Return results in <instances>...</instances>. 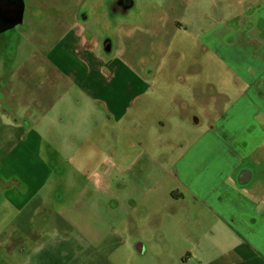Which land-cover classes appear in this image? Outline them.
<instances>
[{
  "label": "rangeland",
  "instance_id": "1",
  "mask_svg": "<svg viewBox=\"0 0 264 264\" xmlns=\"http://www.w3.org/2000/svg\"><path fill=\"white\" fill-rule=\"evenodd\" d=\"M75 1L78 0H33L32 3L29 0L28 6H22L20 21L22 25L19 23L0 30V60L6 61V65L0 67V83L11 84L13 74L18 73L21 66L26 67V64L30 68L29 73L33 76L31 80L33 85L40 79L42 83L43 80L53 76H61L55 67L44 59L47 46L38 49L35 45L38 30L35 37L31 38L30 29L35 27L24 24V18L25 13L39 18L32 21L39 26L47 25L44 30L49 32L54 22L61 18L68 20L67 12L71 13V11L62 12L61 8L70 6ZM191 1L194 0L189 2ZM83 2L79 19L86 26L85 36L89 39L88 46H92L97 41L109 43L106 46L107 50H103L101 44L100 52L97 46L94 50L100 54L102 61L111 58L110 65H116L110 72L111 75L117 74L115 87L120 90L121 81L126 77L124 88L131 80L135 81L143 76L142 85L148 95L144 98L132 99L131 104L136 103L132 113L127 115L130 124L125 130L128 135L125 137L136 141L135 148L153 149L149 158L150 170H147L146 162L141 172L129 170L127 153L121 151L123 147L128 148L123 139L124 130L118 128L119 125L122 126V122L119 125L109 123L113 120V115L96 107L92 111V104L85 103V97L79 90L80 82H77L78 90H74L73 87L70 97L60 104L61 107L64 105L67 107L70 102V113L51 106L49 102L44 103L41 112L38 113L19 104L21 100L17 93L8 95L0 92L2 108L0 113L10 121L7 122L0 114V157L5 160L12 153L23 154V164L15 170V176L5 181L0 176V220L4 218L6 211L8 213L1 224L0 234H4L9 225L20 215L13 206L15 204L18 208V204L6 200L4 195L6 189L11 187L29 189L24 211L29 207L42 206L39 203L40 197L50 204H55L53 195L49 197L45 192L53 187V183H55L53 189H56L58 181L55 180L59 170H62L61 173L68 171L62 179L72 181V196H79L83 200L79 215L98 219L90 206L100 203L106 197L109 211L112 202H118L120 206L116 205V210L109 211L108 219L127 220L131 223L129 233L144 238L149 243L154 241L150 243L152 250L150 249L149 261L146 264H171L169 257L164 258L161 254V244L155 239L161 230L160 225L165 222L167 209L179 202L180 192L186 189L181 179L186 180L192 174V171L177 172L174 168L179 166L182 157H189L186 161L197 167L195 174L198 177L194 182L196 183L204 176L211 175H217L221 180H225L224 173L237 162L251 160L254 164L264 166V129L261 130L254 120L256 114H264V102L259 99L256 90L250 88L237 90L225 77L218 81L217 85L207 83L203 75L212 66L210 64H213L214 58L211 53L204 57L202 52H212V47L198 49L197 45H194L192 36L182 29V25L169 26L166 22L167 16L159 12L162 8L159 0H119L118 2L83 0ZM200 2L203 9L208 6L207 0L196 3ZM189 9L193 10L194 5ZM84 10L87 19L83 15ZM153 11L157 14L151 18ZM221 13V9L216 10L215 24L222 20ZM177 15L176 21L183 23L180 8ZM233 19L234 17L229 19L226 24L233 26L237 18ZM75 20L79 21L77 16ZM172 20L175 19L172 17ZM200 24L205 25L202 20ZM222 24H225L224 19ZM251 24L248 23V26ZM151 26L160 33L157 42L153 44L148 40ZM232 40L233 37L230 38V41ZM44 41H52L54 47L58 45V40L53 34ZM67 46L73 54L74 49L79 47L74 42L68 43ZM97 52L94 53L96 56ZM228 52L235 72L241 67L246 69L242 78L247 83L264 68V63L254 61L253 71L249 72L250 60L248 52L242 51V43H238ZM243 62L246 64L244 65ZM75 65L74 69L81 70V67ZM118 67H121L119 71ZM160 67L163 69L157 73ZM5 68L7 71H4ZM108 70L109 67H106L105 75ZM123 72L126 77L122 75ZM223 73L226 74L224 70ZM31 88L32 86L24 91L27 92ZM232 89L233 91H229ZM10 90L14 92L15 88ZM179 96L183 98L178 99ZM127 102L128 97L123 98L120 94L113 103L115 108L122 111ZM146 106L150 107V118L153 121L149 120ZM184 119H187V122L181 123ZM68 121L71 124L88 125L89 130L93 129L89 124L94 125V131L90 132V135L97 138L99 149L97 159L88 161L90 154L97 149L93 145L58 146L61 161L66 159V162L57 165L58 162L52 159L56 153L51 147H47V139L66 141L65 139L73 138L83 142V134L75 137L55 134L56 127ZM45 127L49 130H44ZM131 128L134 130L131 131ZM48 132L51 134L48 135ZM81 132L84 133V130ZM21 134H24L22 136L24 138L36 134L39 138L37 147L32 149L29 146L28 150V146L21 141L23 139H17ZM7 135L8 138L5 139ZM204 136L208 139L204 140ZM73 139L70 142H73ZM87 141L92 143L93 139ZM149 144V147H145ZM205 145L206 151L203 149ZM163 156L169 159L167 164L162 163ZM6 164L9 165V159ZM15 167L13 165V168ZM259 179L264 180V172L256 183ZM87 182L91 183L87 185ZM122 186L126 188L123 189ZM61 189L64 191L60 196L69 195L70 189L66 188L65 182L61 183ZM91 189L95 191L92 192ZM139 189H152V191L146 195ZM131 198H136L137 207L132 206L133 209L136 208L127 214L126 208L131 205ZM141 206H146L148 209V214L144 215L146 218L139 215ZM64 212L73 221L79 217L69 210ZM182 216L183 211L176 220L175 218L172 220L173 225H176L177 221L180 224L178 235L190 233L189 228L192 226L190 221H184ZM190 217L191 220L194 219L191 215L188 216ZM21 218L23 219V216ZM134 221L135 223H132ZM176 255L177 252L174 250V260ZM121 261L125 262L126 259Z\"/></svg>",
  "mask_w": 264,
  "mask_h": 264
},
{
  "label": "crops",
  "instance_id": "2",
  "mask_svg": "<svg viewBox=\"0 0 264 264\" xmlns=\"http://www.w3.org/2000/svg\"><path fill=\"white\" fill-rule=\"evenodd\" d=\"M28 1L24 0L26 6L29 4ZM189 1L159 0L162 4L159 12L167 16L166 22L169 26L182 25V29L192 36L195 41L194 45H197L198 49L212 47V52H202L204 57L211 53L214 58L210 69L204 72L205 81L216 84L225 77L237 90L243 91L246 88L256 90L259 99L264 102V68L247 83L242 78L246 69L241 67L238 72H235L228 52L238 43H242V51L248 52L250 60L249 72L253 71L254 61L264 63V26H262L264 24V0H207L208 6L205 9L201 2L196 3L200 0H194L191 3ZM32 2L33 0L30 3ZM83 3V0H78L70 6L62 7V12L71 11V13L67 12L68 20L61 18L54 22L55 24L49 32L44 30L47 25L39 26L32 21L39 18L25 13L24 24L28 27L29 25L35 27L30 29L31 38L35 37L38 30L35 45L38 49L47 46L48 50L44 59L53 65L61 76H53L43 80L42 83H40L42 81L40 79L33 85L31 84L33 76L29 73L30 68L26 64V67L21 66L19 72L13 74L11 84L0 83V92L8 95L17 93L21 100V102L17 101L19 104L38 113L47 102L51 106L70 113V102L67 107L65 105L61 107L60 104L70 97L73 87L74 90H78L77 82H80L81 89L79 90L85 97V103L92 104V111L95 109L96 103H102L103 111L113 115V120L109 123L119 125L122 122V126L119 125L118 128L124 130L123 139L129 149L123 147L121 151L127 153L129 170L141 172L146 162L149 171V158L153 149L135 148L136 141H128L124 136L127 134L125 130L130 124L127 115L132 113L136 103L131 104L132 99L144 98L148 95L146 88L142 85L143 76L135 81L131 80L124 88L127 77L123 72L122 75L126 78L121 81V89L118 90L115 87L117 74L111 75L110 72L116 65H110L111 58L106 61L101 60L98 53L101 50L98 41L92 46H88L89 39L85 36L86 26L79 19ZM193 5L194 9H189ZM178 8L181 9L183 18L181 24L176 21ZM219 9L222 10L220 19H224L225 24H222V20L218 24L214 22L216 10ZM83 14L87 19L85 10ZM154 14L157 12L153 11L150 17L153 18ZM76 16L79 21L75 20ZM172 17L175 20H172ZM233 17L237 18V22L233 26L226 24ZM201 20L205 25L200 24ZM248 23L252 24L248 26ZM150 30L151 35L148 40L153 44L157 42L160 33H157L152 26ZM51 34L58 40L56 47L52 46V41H44ZM231 37H233L232 41H230ZM71 42L79 46L74 49V54L70 53L67 46ZM127 42L129 43V41ZM96 46L99 47L98 52L94 50ZM95 52H97V56L94 54ZM76 60L77 65H75ZM243 64L246 63L243 62ZM5 65L6 61L0 60V67ZM74 65L81 67V70L74 69ZM106 67H109V70L105 75ZM228 67L229 69H227ZM120 68L118 67V71ZM162 69L163 67H160L157 73H160ZM223 70L226 74L223 73ZM4 71L7 69L5 68ZM30 86L32 88L25 92L24 89ZM11 88H15V91H11ZM229 91H233V89ZM120 94L123 98L128 97L127 105L122 111L115 108L113 103ZM182 98L179 96L178 99ZM145 108L148 109L149 120L153 121L150 118V107L146 106ZM1 109L0 106V111ZM92 111L90 114L93 113ZM0 114L6 118L7 122H10L2 113ZM254 120L257 126L263 130L264 114H256ZM184 122H187V119L181 121V123ZM89 125L93 127L92 130H89L88 125L71 124L70 121L56 127L57 133L55 134L62 137L64 134L73 137L83 134V142L73 138V142H70L72 139H65L66 141L47 139V147H51L52 151L56 153L52 159L58 162L57 165L66 162V159L61 161L62 157L58 146L93 145L97 147V138L90 135V132L94 131V125ZM44 130L49 129L45 127ZM81 130H84V133ZM130 130L133 131L134 128ZM50 134L48 132V135ZM23 135L21 134L17 139L22 138L21 141L28 146V150L29 146L32 149L37 147L39 138L36 134H31L26 138L22 137ZM7 138L8 135L5 139ZM90 139H93L92 143L87 141ZM206 139L208 138L204 136V140ZM149 146L150 144L145 147ZM203 147L206 151L207 146ZM98 151L97 147L90 154L88 161L97 159ZM261 153L263 156V150ZM7 159H9L8 166ZM187 159L189 157H182L179 166L174 168L177 172L192 171V174L186 180L181 179V183L186 189H182L180 192L179 202L172 204L167 209L165 222L160 225L161 230L155 240L161 244V254L164 258L169 257L171 264H264V180L259 179L256 183V180L264 172V166L247 160L254 172H251L252 178L244 185H239L234 175L235 169L241 164L240 162L235 163L230 170L224 173L225 180H221L217 175H211L204 176L202 180L194 183L198 177L195 174L197 167H194L193 163L187 162ZM22 160L23 154L12 153L5 160L0 157V176L4 181L15 176V170L23 164ZM167 162L169 159H165L163 156L162 163L167 164ZM13 165L16 167L13 168ZM61 171L59 170L56 175L55 182L58 181L56 189H53L55 187V183H53V187L45 192L49 197L53 195L55 204H50L46 199L40 197L39 203L42 206L29 207L24 211L28 202L29 189L11 187L6 190L8 195L6 200L18 204V208L15 204L13 206L20 215L9 225L4 234H0V264H146L149 261L151 244L154 241H151L150 244L146 239L129 233L131 223L127 220L108 219L109 211L116 210V205L120 206V204L112 202V207L108 211L106 197L100 203L89 207L94 210L95 217L98 219L79 215L80 204L83 200L79 196H72V181L62 179L68 171L65 173H61ZM63 182H65L66 188L70 189L69 195L66 197L60 196L64 191L61 189ZM90 183L87 182V185ZM254 185L256 187L252 188ZM122 188L124 189L126 186H122ZM91 191L95 190L91 189ZM139 191L147 195L152 189H139ZM85 206L89 205L85 204ZM132 206L137 207L136 198H131V205L126 208L127 214L136 208L133 209ZM65 210H69L79 217L73 221L71 217L66 216ZM181 211H183L184 221H190L192 224L189 228L190 233H184V235L177 234L180 226L178 221L176 225L172 223L173 218L176 220ZM139 212L141 217L146 218L144 215L148 214V209L146 206H141ZM6 213L7 211L4 213V218L0 220V228L8 214ZM189 215L194 219L188 218ZM174 250L177 252L175 260L173 259ZM124 259L126 261L122 262L121 260Z\"/></svg>",
  "mask_w": 264,
  "mask_h": 264
},
{
  "label": "water",
  "instance_id": "3",
  "mask_svg": "<svg viewBox=\"0 0 264 264\" xmlns=\"http://www.w3.org/2000/svg\"><path fill=\"white\" fill-rule=\"evenodd\" d=\"M21 16L22 5L20 0H0V29L18 24Z\"/></svg>",
  "mask_w": 264,
  "mask_h": 264
},
{
  "label": "flooded vegetation",
  "instance_id": "4",
  "mask_svg": "<svg viewBox=\"0 0 264 264\" xmlns=\"http://www.w3.org/2000/svg\"><path fill=\"white\" fill-rule=\"evenodd\" d=\"M116 2H118L119 0H115ZM20 2H21V5L22 6H26V4H25V2H24V0H20ZM113 8V7H112ZM111 8V9H112ZM22 11H23V9H22ZM124 13V12H123ZM84 15V14H83ZM20 21H21V19H20ZM19 21V22H20ZM19 22H18V24H19ZM22 25V24H21ZM7 28V27H6ZM2 29H5V28H2ZM2 29H0V30H2ZM101 44V46H102V49L103 50H107V47L106 46H108L109 45V43L107 42V41H104L103 43H100ZM95 107L97 108V109H101V110H103L104 109V105L101 103V104H95ZM150 115H151V113H150ZM160 131V130H159ZM127 135V134H126ZM126 135H124V136H126ZM129 135H131V134H129ZM128 136V135H127ZM126 138V137H125ZM128 141H135V140H133V138H131V139H129V138H126ZM241 164L239 165V167H237V169H236V171H235V180H237V183L239 184V185H244V184H246L247 182H249V180L252 178V173L251 172H254V170H253V168H251V166L249 165V163H247V161H245V162H240ZM254 179V178H253ZM256 185V184H255ZM252 186V188H255L256 186ZM263 187H264V184H263ZM7 190V189H6ZM5 190V192H4V195H5V198L7 197V191Z\"/></svg>",
  "mask_w": 264,
  "mask_h": 264
}]
</instances>
